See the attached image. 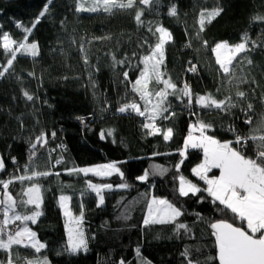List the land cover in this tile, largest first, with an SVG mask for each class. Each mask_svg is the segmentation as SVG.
<instances>
[{
	"label": "trees",
	"instance_id": "trees-1",
	"mask_svg": "<svg viewBox=\"0 0 264 264\" xmlns=\"http://www.w3.org/2000/svg\"><path fill=\"white\" fill-rule=\"evenodd\" d=\"M46 3L47 0H0V31L21 41L26 34L16 24L31 28ZM77 3L79 0H52L48 12L28 36V43H37L38 55L17 53L12 68L0 77V158L5 164L0 179L30 175L33 171L52 173L23 183L14 179L8 189L17 199L24 198V190L32 183L41 186L38 210L42 215L37 223L27 224L46 247L39 253L20 245L8 251L0 249V262L8 264L11 259L13 264H27L29 260L47 258L49 264H120L121 260L125 264H142L143 258L150 264H188L189 260L193 264H218L208 260L216 255L209 222L231 221L233 216L230 211L218 212L204 191L187 197L179 195L180 175L205 188L192 172L203 159L202 151L189 148L183 157L180 152L190 121L211 124L206 134L226 142L234 141L236 136L229 128H237L247 136L264 117V20L255 19L264 17V0H154L148 6L136 0L133 8H114L111 12L102 8L80 12L76 10ZM173 7L175 16L169 14ZM214 8L223 11L211 23L206 20L201 31L200 13ZM141 10L142 23H138L135 15ZM158 26L172 34L165 44L163 79L171 78L178 88L187 83L193 103L188 107L187 97L181 102L168 95L165 106L172 114L165 113L167 119L157 116L155 127L161 131L150 135L143 131L141 115L121 113L119 108L133 102L140 110L144 108L132 85L144 67L143 57L157 42ZM244 33L257 46L249 42L250 51L241 54L246 58L236 65L235 75L226 76L211 48L222 41L239 43ZM7 58L10 57L4 55L0 39V70L6 67ZM192 64L196 65L195 72L189 71ZM156 88L154 81L149 84L150 91ZM238 91L246 96L238 97ZM25 92L33 100L29 101ZM208 94L218 100L231 97L236 106L203 109L195 103L198 95ZM249 103L253 105L250 111ZM247 117H251V125L245 123ZM83 121L87 123L83 125ZM168 128L173 129V135L165 141L163 135ZM41 132L47 134V143L37 144L36 155L30 161L32 144ZM248 144L245 153L254 156V145L251 141ZM58 159L62 163L56 164ZM112 162L123 177L69 175L67 171ZM153 166L166 171L157 172ZM145 171L149 177L142 182L137 177ZM89 182L124 183L127 187L104 191V203L98 204L97 195L88 189ZM61 195L70 198L74 216L83 212L87 251L67 250L65 217L58 203ZM153 196L168 199L184 214L175 223L144 225L147 203ZM34 208L28 205L25 210L31 213ZM176 223L186 224L188 230L177 231ZM15 224L13 229L19 226ZM186 249L188 256L183 255Z\"/></svg>",
	"mask_w": 264,
	"mask_h": 264
},
{
	"label": "snow or ice",
	"instance_id": "snow-or-ice-1",
	"mask_svg": "<svg viewBox=\"0 0 264 264\" xmlns=\"http://www.w3.org/2000/svg\"><path fill=\"white\" fill-rule=\"evenodd\" d=\"M52 0H47L42 11H40L38 17L33 23L31 28L24 27L20 23L16 24L17 28H23V32L26 34L21 41L13 39V37L6 31H0V39H2L3 53L6 57V67H2L0 70V77H3L12 68L14 61L17 59V53L29 54L32 57L38 55L37 43H28V36L31 34L32 29L39 23L40 18L48 12V4ZM154 0H139V3L145 6L151 5ZM136 5V0H127V3H117V0H91V5L85 7L83 2L78 3L77 11H89L96 12L101 10L105 12H111L114 8H133ZM223 11L222 8H214L210 12L202 11L200 13V30L203 31L205 21L208 23L218 16ZM170 15H176V8L173 7L169 13ZM142 10L137 11L135 19L138 23L141 21ZM255 19L264 20V17H256ZM151 31V29H149ZM156 33H159L157 42L154 47L150 46V54L145 55L142 59L144 65L140 71L139 78L135 80L132 85V90L137 92L141 100L145 101L147 105L149 98L153 95L158 98L156 104L153 105V115L150 119L155 120L157 116L167 119L164 114L168 112V107L165 106V101L168 95L176 96L183 102V98L187 97V106L191 107L193 103L192 92L187 83L183 88H178L175 83L171 81V78L163 79L165 73L161 71V67L165 60V44L172 39V34L166 28L158 26ZM155 35V33H153ZM255 47L256 42L250 41L247 33H244L241 37V42L236 44H229L228 41L217 42L211 52L215 54V62L219 65L220 70L226 76L235 75V67L241 63L246 57L241 54L250 51L248 44ZM207 45V41L204 42ZM15 46V47H13ZM239 58V59H238ZM115 59V58H114ZM119 63H123L120 61ZM248 64H251V59L247 60ZM189 71L195 72L196 67L192 66ZM31 75V74H30ZM125 79L128 78V73H124ZM155 82L157 85H163V88L156 90L155 92L149 90V84ZM246 82V81H242ZM231 83V79L229 80ZM171 89V92H169ZM26 98L31 101L33 96L27 92L24 93ZM236 95L240 98H244L246 93L238 91ZM195 103L203 109H221L232 108L236 105L232 103L231 97H226L223 100L214 98L211 94L198 95L195 99ZM131 109L137 112L139 115L144 116L147 111L145 107L144 111H141L137 103L125 104L119 108L121 113ZM253 105L248 104V110H252ZM245 123L251 125V117H247ZM146 129H152L149 133L154 135L160 133L161 129L155 127L153 123H145L143 125ZM212 126L206 122L198 120L195 124L191 125L188 135L184 141V149L180 152L183 157L187 149H199L203 153V161L192 169V172L199 180L203 181L206 185L205 188H200L197 184L187 180L183 175L179 176L178 193L181 197H187L190 193L196 195L201 191L207 193L212 199V203L217 205L218 212L230 211L233 216L231 221L227 219H217L209 222L211 229V236L214 237V248L216 255L214 257H208L210 261H216L218 264H264V117L261 118L258 126L254 129H250V134L242 136L236 134L234 141L221 142L212 135H207L206 132ZM199 132V135H194V132ZM229 131L235 132L234 128H229ZM259 133V134H257ZM110 134V133H109ZM55 137V132L51 134ZM103 136V134H101ZM173 135V129L168 128L163 135V139L168 141ZM251 141L254 145V156H248L245 153V148L249 146L248 142ZM47 143V134L41 132L36 137V143L32 144V155L29 157L30 161L36 155L37 144L43 146ZM233 144L240 147H234ZM183 161H181L182 163ZM13 163L15 159L13 158ZM62 163V160H56V164ZM157 172L166 171L160 169L159 166H153ZM177 171H179V164L176 165ZM5 169L4 160L0 158V171ZM213 169L219 170V175L209 176V173ZM69 175L73 173H83L88 175L89 173L98 177H108L113 174H119L123 177V173L115 162L100 164L95 167H82L72 168L67 170ZM52 173L48 171L38 172L33 171L30 175L25 174L15 178L10 177L8 180L0 179V186H2L3 192L0 193V212H2L3 219H0V249L10 250L13 245H20L24 247H31L35 252L39 253L41 249L46 245L40 243L37 240V233L28 227L27 222L31 221L32 224L37 223L38 217L42 215L38 209L41 206V186L32 183L26 191L23 192V196L27 199H21L17 201L13 195L8 191L9 186L14 182V179L23 183L25 180L34 181V179L41 176H49ZM155 174V173H153ZM59 175V173H56ZM149 177V172L145 171L143 175L137 177L140 181H146ZM118 187L126 188V184H121ZM88 188L91 189L98 197L99 203H104L103 190H111L112 184H94L89 182ZM60 207L64 209V216L66 220L67 230V250L76 253L80 250L87 251L88 243L85 236V232L82 227L83 212L79 216H73V214L67 209L65 202L70 199L67 196H60ZM203 199V198H201ZM28 205H34V210L30 214L27 212L20 213L18 208L21 206L27 207ZM180 207H177L174 203L170 202L166 198H158L153 196L147 203V216L144 219V225L149 224H167L175 223L177 218L182 216ZM199 215V213H197ZM201 219H203L201 217ZM17 221L21 222L22 226H17L15 229H11L10 225L15 224ZM239 221V224L236 222ZM176 229L188 230V226L184 223H176ZM6 237V239H5ZM27 241V243H26ZM139 251V249H137ZM183 255L188 256V250L186 249ZM142 264H150L148 261H144L141 258ZM2 264V262H0ZM8 264H13V261L9 259ZM27 264H49L47 258L41 260H29ZM120 264H125L123 260ZM188 264H193V261L189 260ZM196 264H200L196 261Z\"/></svg>",
	"mask_w": 264,
	"mask_h": 264
},
{
	"label": "rangeland",
	"instance_id": "rangeland-1",
	"mask_svg": "<svg viewBox=\"0 0 264 264\" xmlns=\"http://www.w3.org/2000/svg\"><path fill=\"white\" fill-rule=\"evenodd\" d=\"M80 2H83V3L85 4V7H88V6L91 5V0H79V3H80ZM117 3H120V1H118ZM77 5H78V3H77ZM77 5H76V9H77ZM80 12H89V11H80ZM157 101H158V100L154 101V100H153V96H152V97L149 98V101H148V103H147V105H146V104H145V101L143 100V102H144V108H143L141 111H144V110H145V107H147V111L145 112V115L142 116V118H149V117H152V115H153V105L156 104ZM125 112L135 113V111H132L131 109H128V110H126ZM183 149H184V146L182 147L181 151H182ZM100 164H106V163H100ZM100 164L88 165V166H83V167H95V166L100 165ZM79 168H82V167H79ZM89 174H91V173H89ZM108 177H109V176H108ZM26 190H27V188H26L24 191H26ZM41 197H42V194H41ZM21 199H25V200H26L27 197L24 196V198H17V201H19V200H21ZM41 201H42V199H41ZM25 208H26V207L21 206V207L18 208V211H19L20 213H25V212H27V211L25 210ZM63 210H64V209H63ZM27 213H28V212H27ZM28 214H30V213H28ZM66 220H67V218L65 217V222H66ZM28 222H30V221H28ZM16 223H18L19 226H22L20 221H17ZM14 225H17V224H13V226H14ZM27 225H28V224H27ZM13 226L11 225L12 228H14ZM28 227H29V225H28ZM5 239H6V238H5ZM26 243H27V241H26Z\"/></svg>",
	"mask_w": 264,
	"mask_h": 264
},
{
	"label": "crops",
	"instance_id": "crops-1",
	"mask_svg": "<svg viewBox=\"0 0 264 264\" xmlns=\"http://www.w3.org/2000/svg\"><path fill=\"white\" fill-rule=\"evenodd\" d=\"M214 56H215V54H214ZM160 88H163V85L161 84V85H158V88H156L155 89V91L156 90H158V89H160ZM154 91V92H155ZM171 91V89H169V92ZM153 100L154 101H156V100H158V98L156 97V96H154L153 95ZM136 114H138L137 112H135ZM139 115V114H138ZM194 135H199V132L197 131V132H194L193 133ZM184 146V145H183ZM202 161H203V159H202ZM201 161V162H202ZM200 162V163H201ZM199 163V164H200ZM197 166V165H196ZM195 166V167H196ZM194 167V168H195ZM217 171L215 172V173H213V174H210L209 173V176H214V175H219V170L218 169H216ZM213 171V170H212ZM194 174V173H193ZM93 175V174H92ZM188 180V179H187ZM190 181V180H189ZM91 183H94V184H105V183H99V182H91ZM193 183V182H192ZM121 184H124V183H120V184H114L113 185V188L111 189V190H115V191H120V190H124V189H126V188H120V187H118L119 185H121ZM205 187H206V185H205ZM89 189V188H88ZM90 191H92L91 189H89ZM106 190H108V189H105V190H103V192L104 191H106ZM93 192V191H92ZM103 192H102V195H103ZM65 196V195H64ZM68 197V196H67ZM59 198H60V196H59ZM58 198V203H59V206H60V199ZM152 198V197H151ZM150 198V199H151ZM97 199H98V204H100L99 203V197L97 196ZM150 201V200H149ZM65 205H66V207H67V209L71 212V210H70V202H69V199L65 202ZM61 208V207H60ZM61 211H62V213H63V215H64V210H63V208H61ZM74 216V215H73ZM146 216H147V211H146V214H145V218H146ZM65 217V216H64ZM65 224H66V222H65ZM82 227H83V230H84V226H83V223H82ZM65 231H66V238H67V230H66V227H65ZM80 251H84V250H80ZM69 252L70 253H73V252H71L70 250H69ZM79 252V251H78ZM77 253V252H76Z\"/></svg>",
	"mask_w": 264,
	"mask_h": 264
},
{
	"label": "built area",
	"instance_id": "built-area-1",
	"mask_svg": "<svg viewBox=\"0 0 264 264\" xmlns=\"http://www.w3.org/2000/svg\"><path fill=\"white\" fill-rule=\"evenodd\" d=\"M192 66H195V67H196L195 64H192L191 67H192ZM168 113H169L170 115L172 114V112H171L170 110H168ZM89 120H90V118H89ZM142 121H143V125H144L145 123H153L154 126H155V123H156V119H155V120H152V119H150V118H143ZM86 123H87V122H84V121H83V125H85ZM191 125H193V122H192V121L189 122V126H190V127H191ZM190 127H189V128H190ZM143 128H144V127H143ZM143 131H146V132H149V133H150V132L152 131V129H146V128H144ZM231 132L234 133V134H237V133L240 134V131H239L237 128L235 129V132H233V131H231ZM240 135H241V134H240ZM1 188H2V186H0V189H1ZM1 215H2V212H0V216H1ZM10 228L13 229L11 226H10Z\"/></svg>",
	"mask_w": 264,
	"mask_h": 264
},
{
	"label": "water",
	"instance_id": "water-1",
	"mask_svg": "<svg viewBox=\"0 0 264 264\" xmlns=\"http://www.w3.org/2000/svg\"><path fill=\"white\" fill-rule=\"evenodd\" d=\"M10 1H17V0H10Z\"/></svg>",
	"mask_w": 264,
	"mask_h": 264
}]
</instances>
